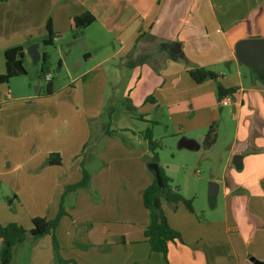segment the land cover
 Listing matches in <instances>:
<instances>
[{
  "label": "crops",
  "instance_id": "0c3cea01",
  "mask_svg": "<svg viewBox=\"0 0 264 264\" xmlns=\"http://www.w3.org/2000/svg\"><path fill=\"white\" fill-rule=\"evenodd\" d=\"M39 3L41 22L50 18L57 33L53 41L72 31L70 17L85 12L94 16V21L79 32L86 36L88 28H101L96 35L90 34L101 52L92 65L100 72V91L95 106L81 111L83 118L78 124L72 106L83 102L79 103L78 97H69L64 103L50 102L53 113H47L44 109L50 104L41 105L42 101L37 100L53 98L54 91L41 95V79L36 81L35 94L17 90L19 94L15 96L8 82L0 81L3 197L28 199L36 205L41 204V194H52L56 209L53 218L65 187L77 182L84 168L90 175L89 183L64 194L65 214L54 230L61 258L77 264H264V85H258L255 74L243 73L245 65L237 61L234 49L240 39L264 37V0H4L0 2V75L5 70V49L21 44L25 54L28 45L38 43L39 52H45L42 48L46 45L41 43L45 36L39 40L31 26L38 16L35 10ZM139 54L144 62L137 68L141 93L136 96L153 92L157 97L145 112L138 114L141 121L158 124L157 118L164 114L167 118L178 117L181 101L185 112L202 119L201 124L187 127L188 132L200 125L206 127L210 123L205 121L206 116L214 115L216 139L208 151L218 142L221 129H234L226 141L222 178H212L215 196L221 188L225 201L223 214L214 215L216 202L209 203L214 213L207 215L202 209L199 219L194 208L190 211L179 202L172 209L161 200L169 225L181 237L168 244L165 256L151 251L144 236L148 212L141 193L152 180L142 158L147 152L146 140L140 130L131 126L109 125L111 134L104 123L96 131L92 129L102 106L107 76L113 73L121 77L124 87L127 62H131V55L136 58ZM84 55L86 60H92L89 51ZM191 67L209 69L221 76L218 81L223 87H236L233 96H227L228 103L217 101L216 81H193L188 73ZM144 69L150 80L144 78ZM135 71L132 68L131 79ZM125 91L122 106L125 102L138 104L132 99L135 96ZM224 106H229L226 111ZM56 121L58 127L47 134V126L55 127ZM63 121L73 130L64 142L62 138L58 142L56 134H60ZM204 134L198 137L200 141ZM152 136L156 140L153 132ZM182 138L194 140L200 149L194 136ZM54 152L60 155L61 163L50 165L47 159ZM236 155L241 157L238 168L233 159ZM41 215L35 208L22 220L18 215L4 214L0 224H20ZM47 240L44 237L33 242L30 264H41V242L48 247ZM22 244L15 245L13 251ZM43 264H53L52 255L43 259Z\"/></svg>",
  "mask_w": 264,
  "mask_h": 264
},
{
  "label": "rangeland",
  "instance_id": "374dc122",
  "mask_svg": "<svg viewBox=\"0 0 264 264\" xmlns=\"http://www.w3.org/2000/svg\"><path fill=\"white\" fill-rule=\"evenodd\" d=\"M33 6L35 5H32L31 9L35 8ZM36 7L38 10L35 11H38V16H35L34 22L31 26L35 28L36 36L41 40V36L46 37L45 22H41V3ZM100 29L101 28H99L98 25H94L85 31L86 36H81L79 31L69 30L63 35H59V38L53 41L52 45L44 46L42 48L49 56L50 82L52 84L54 95L53 98L49 100H42L43 97H41L39 98L41 100H37V103H40L41 101V105H44V102L50 104V102L53 101H62L64 103L69 97H78L79 103L80 101L83 102L81 104H72L73 108L77 110L73 109L74 113H76V123L78 124L80 123V118H83L81 111H83L86 106H95L99 96L100 89L99 83L97 82V75L100 72L96 71L97 69H93L92 65L98 58L97 54H101L98 43L94 40V35H96ZM91 33L94 35H90ZM26 49L27 47L25 48L23 63L26 74L13 76L8 80L10 92L13 96L19 94L16 92L17 90L24 94L27 92L35 94L34 92H36L34 87L39 75L40 62L33 63L28 56ZM86 50L91 53L92 60H86L84 58V52ZM131 56V58L129 57L131 62H127L126 65L128 69L126 71V79L123 83L124 87L122 86L121 77L116 78L113 76V73H111L110 77L107 76L103 91L102 106L99 109V115L93 120L92 129L96 131V129L100 128L99 125L104 123L108 125V128L109 125L112 127L131 126L134 129L140 130L141 134H143V132L149 128L151 132H153L156 141L159 143V147L157 148L159 165L164 169L166 174L171 176V185L173 187L178 186L179 193L184 198L191 200L192 209H195L197 217L202 219V209L205 210L207 215L214 213L210 212L214 208H216L214 210V215L219 216L221 213L223 214L225 201L222 196L221 188L216 196L208 197V186L210 182H214L212 180L213 176L222 178L225 153H227L228 150L226 141L230 139L234 129H231V127L228 128V130L225 129V127L224 129H221L218 142L215 144L214 148L208 151V148H204L202 141H200L198 137L201 134H204V132L206 133L209 126H216L214 115L211 117L209 115L206 116L205 121L207 122L209 120L210 122L206 127H201L200 125V128L195 129L193 132H188L186 130L187 127L197 124L198 122L201 124L202 119L200 115H197V118H195L185 112L183 110V102L181 101L179 108L182 109V112L178 114V117L167 118L164 114V117L160 118L158 115V124L154 123V121H141L138 114L145 112L146 108L149 107L157 97L153 92L151 94L148 93L145 97L136 96L141 93V86L138 83L136 75L140 70L137 68L144 62V58L142 57V54H139L136 58H133V55ZM132 68H136V71L131 79ZM242 71L245 75L252 74L246 66H242ZM147 74L148 70L144 69V78L150 80L151 78ZM257 83H259L258 85H264V82L260 80H258ZM39 85L41 95H43L45 93L46 81L42 79ZM125 89L127 90V93L135 96L132 99H135L134 101L138 104L134 103L132 104L133 106H131V104L125 102L122 106L123 97L121 96L123 93H126ZM139 98H141V102L138 101ZM142 102L147 106L142 105ZM53 106V104L46 105L44 111L47 113H53ZM219 107V105L216 106L217 113L219 112ZM228 107L229 106H224L223 110L226 111ZM124 109L126 111L125 113H123ZM89 122L91 121L87 120V123ZM58 124L59 123L56 121L55 127L47 126V134L49 131H53L58 127ZM72 128L73 127L70 126L65 127V121H63L60 126V134H56V140L60 142V139L62 138V141L64 142L65 137L73 130ZM188 136H194L195 140L199 141L201 145L200 149L189 150L187 148L177 147L179 138ZM147 152L145 154H147ZM142 158L144 162V155ZM146 169L148 172H152L147 167ZM198 177L200 178L199 180ZM48 186L49 185H47V189H50ZM6 191L9 196L12 195L8 189ZM53 200L55 199H53L52 194L44 193L41 194V204L38 203L33 205L30 202L31 200H18L17 198L12 199V203L9 204L3 197L2 193H0V216L4 214L10 216L18 215L22 220L23 216L26 217L27 213H30V211L35 208L42 214L41 216L51 218L52 214H54V210L56 211V209H54ZM215 202L216 207L210 208L209 203ZM176 207L171 206L172 209H176ZM183 207L185 208L186 206L183 205ZM207 215L205 216L207 217ZM32 218L29 217L27 221L20 223V225H22L27 231L29 230L28 227L32 226ZM44 237L49 240H47L48 247H45L41 242V264H43V259H49L51 255L53 263V246L51 238H47L49 237L47 235H42L38 238H32L27 235V238L23 241L24 244H22L24 246H21V248L12 252V258L9 264H30L29 259L32 258L31 247H33V242L38 239L42 240ZM34 258L37 257L34 256Z\"/></svg>",
  "mask_w": 264,
  "mask_h": 264
},
{
  "label": "trees",
  "instance_id": "16d2710c",
  "mask_svg": "<svg viewBox=\"0 0 264 264\" xmlns=\"http://www.w3.org/2000/svg\"><path fill=\"white\" fill-rule=\"evenodd\" d=\"M4 1V0H0ZM94 21V16L85 12L80 15L72 16L69 19V25L72 31H80L83 28L89 26ZM46 37L41 40L43 45H52L53 39L57 36L54 32L50 18L45 23ZM23 47L21 45L7 48L3 52L5 70L0 75V81L3 83L13 76H19L26 74L24 63V54L22 52ZM50 73L49 69V56L46 52L42 53V60L40 61V79H44L47 74ZM188 73L193 81L201 83L205 80L216 81V99L220 102L221 99L227 98V96H233L236 91V87L225 88L218 81L219 76L217 73L206 69L204 67H191L188 69ZM53 92L52 84L50 81L46 82L45 93L51 94ZM107 126V133L111 134ZM143 138L147 142V154L144 155V161L147 165L149 162H155L158 164L162 185L159 186L156 182V178L153 172L151 182L143 189L141 193V200L143 206L148 212V222L144 229V236L149 243L150 250L158 252L163 256L166 255L168 244L176 240H180V234L173 229L163 212L161 206V200H165L172 207H176L177 203L182 202L186 208L192 211L191 200L184 198L178 191L177 187L171 185L170 177L165 173L164 169L159 165V158L157 148L159 143L153 139L152 132L147 128L143 132ZM216 139V127L209 126L206 133L203 136L202 144L204 148H209ZM47 163L50 165H57L61 163V157L58 153H50L47 159ZM90 179L89 173L82 168L80 179L70 185H67L64 189L63 195L60 198L58 204V210L53 218H46L41 216H35L31 219L32 227L27 231L22 225L16 222H8L4 225L0 224V264H9L12 258L13 247L22 243L29 235L32 238H38L42 235L49 234L52 240L53 246V263L54 264H77L70 259H63L58 252V244L54 235V230L58 224V221L62 215L65 214L63 206V196L67 192L75 191L80 188H84L88 185ZM12 199L16 197L7 198V203L11 204Z\"/></svg>",
  "mask_w": 264,
  "mask_h": 264
},
{
  "label": "water",
  "instance_id": "95a60500",
  "mask_svg": "<svg viewBox=\"0 0 264 264\" xmlns=\"http://www.w3.org/2000/svg\"><path fill=\"white\" fill-rule=\"evenodd\" d=\"M38 47V43H32L26 49V52L33 63L42 60V54L39 52ZM234 49L237 61L248 67L259 80L264 81V37L240 39L236 42ZM39 81L40 77H38L37 83H39ZM34 89L37 91L38 85H35ZM177 147L197 150L199 149V144L192 139L181 138L177 143ZM233 159L235 167L238 168L241 165V157L236 155ZM147 168L154 173L157 184L161 186L162 181L158 164L155 162H149L147 163ZM215 186L216 184L214 182L209 183L208 197L215 196Z\"/></svg>",
  "mask_w": 264,
  "mask_h": 264
},
{
  "label": "built area",
  "instance_id": "2783aa9c",
  "mask_svg": "<svg viewBox=\"0 0 264 264\" xmlns=\"http://www.w3.org/2000/svg\"><path fill=\"white\" fill-rule=\"evenodd\" d=\"M44 80H45L46 82L50 80V76H49V74H47V75L45 76ZM226 103H228V101H227L226 98H223V99L220 100V104L225 105Z\"/></svg>",
  "mask_w": 264,
  "mask_h": 264
}]
</instances>
